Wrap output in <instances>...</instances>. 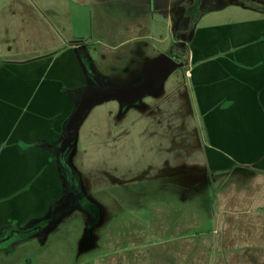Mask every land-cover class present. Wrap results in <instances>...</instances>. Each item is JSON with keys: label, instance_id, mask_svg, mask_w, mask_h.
<instances>
[{"label": "crops", "instance_id": "obj_1", "mask_svg": "<svg viewBox=\"0 0 264 264\" xmlns=\"http://www.w3.org/2000/svg\"><path fill=\"white\" fill-rule=\"evenodd\" d=\"M71 3L73 35L62 44L25 57L9 56L0 44V264H91L89 251L78 248L77 240L85 236L82 218L68 212L82 197L72 183L74 176L81 179L73 147L85 127L80 131L82 117L74 143L61 159L66 122L82 91L93 88L92 81L137 84L142 79L124 82L122 64H132L136 80L162 54L150 42L154 0ZM230 10L235 13L228 18L221 16L223 11L214 14L223 20L208 16L215 12L209 8L200 13L202 22L189 31V69L173 76L177 84L165 100L164 115L178 111L187 116L173 118V126L187 127L185 138L167 129L165 137L155 136L152 142L167 147V157L155 161L163 162V172L166 165L197 167L210 179L209 188L207 181L195 186L199 191L190 212L195 219L189 220L193 232L210 225V214L206 224L203 215L211 202L220 245L255 247L262 256L256 264H264V10L241 4ZM54 14L58 21V10ZM72 196V204L59 209L49 230L36 227ZM31 229L29 237L22 236ZM236 252L244 251L232 255Z\"/></svg>", "mask_w": 264, "mask_h": 264}, {"label": "rangeland", "instance_id": "obj_2", "mask_svg": "<svg viewBox=\"0 0 264 264\" xmlns=\"http://www.w3.org/2000/svg\"><path fill=\"white\" fill-rule=\"evenodd\" d=\"M71 1L0 0V44L5 45V53L25 57L62 44L64 38L73 35ZM237 5L234 0H154L155 24L150 42L156 52L175 57L183 66L168 73L158 94H147L126 104L118 98L106 99L92 105L83 116L80 131L85 127L84 134L79 132L73 147L76 168L79 169L78 161L81 164V179L72 177L73 187L82 197L78 196L68 212L82 218L85 236L77 240L78 248L83 253L89 251L86 255L91 256V264H256L261 260L255 247L220 245L213 214L216 209L211 202L203 201L207 203L203 224L210 214V225L201 233L193 232L189 220L195 219V215H190L199 191V186H195L207 181L209 188L210 179L197 167L186 170L180 165H166L163 172V162L155 161L167 157V147L152 142L155 136L165 137L163 131L167 129L183 138L186 135L187 127L173 126V118L177 115L187 120V116L178 111L167 116L163 109L165 100L173 96L172 86L177 84L173 76L189 69V46L181 36L200 23L204 9L214 10L208 16L223 20L214 14L223 11L221 16L228 18L235 13L230 9ZM57 10L58 21L54 14ZM89 52L95 56L92 47ZM122 66L124 82L142 79L138 76L133 80L131 63ZM92 85L94 88L97 84L92 81ZM167 121L171 122L170 127ZM99 180L100 186L96 184ZM181 250L187 253L180 255ZM241 250L244 252L232 255ZM80 255L79 251L74 256L75 263Z\"/></svg>", "mask_w": 264, "mask_h": 264}, {"label": "water", "instance_id": "obj_3", "mask_svg": "<svg viewBox=\"0 0 264 264\" xmlns=\"http://www.w3.org/2000/svg\"><path fill=\"white\" fill-rule=\"evenodd\" d=\"M182 64V62L176 61L171 56L162 54L150 60L145 65L143 78L137 84L130 86H112L97 79L96 87L87 88L82 91L76 108L66 122L65 135L60 142L61 159L67 149L74 143L75 130L78 122L92 105L110 98H118L122 103L126 104L135 102L147 94L157 93L168 73L175 67L182 66ZM61 161L63 162V160ZM74 197L75 196L69 197L60 210L71 205L74 201Z\"/></svg>", "mask_w": 264, "mask_h": 264}, {"label": "trees", "instance_id": "obj_4", "mask_svg": "<svg viewBox=\"0 0 264 264\" xmlns=\"http://www.w3.org/2000/svg\"><path fill=\"white\" fill-rule=\"evenodd\" d=\"M234 2L237 3V4H241L243 6H246V7L258 8V9L264 10V5H258L256 3L250 1V0H234ZM181 38H183L185 42H188L190 40V38H191V33L189 31H186V33L183 36H181ZM174 59H175V57H174ZM63 204L64 203H62L60 206L59 205L56 206L54 208V210L52 211V213L47 218H45L44 220H42V221H40V222H38L36 224V227L43 228L45 230H49L50 227L52 226V221L54 219V216L59 211V209L63 206ZM32 230L33 229L28 230L26 232H21L22 233V236H26L25 238L29 237L30 234L32 233ZM34 232H35V230H34Z\"/></svg>", "mask_w": 264, "mask_h": 264}]
</instances>
